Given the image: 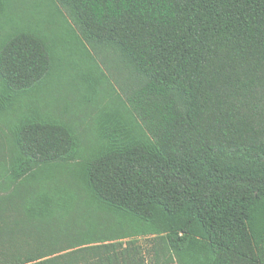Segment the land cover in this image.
<instances>
[{
  "label": "trees",
  "instance_id": "obj_1",
  "mask_svg": "<svg viewBox=\"0 0 264 264\" xmlns=\"http://www.w3.org/2000/svg\"><path fill=\"white\" fill-rule=\"evenodd\" d=\"M45 1L123 71L87 50L84 144L39 16L0 2V264H264V0Z\"/></svg>",
  "mask_w": 264,
  "mask_h": 264
},
{
  "label": "rangeland",
  "instance_id": "obj_2",
  "mask_svg": "<svg viewBox=\"0 0 264 264\" xmlns=\"http://www.w3.org/2000/svg\"><path fill=\"white\" fill-rule=\"evenodd\" d=\"M38 2L37 10L32 11L31 3ZM24 0L26 10L23 14L39 16L40 29L46 34L50 42L51 53L54 60V70L48 77L44 88L41 91L40 98L45 108L49 111L68 114L69 119L77 122L78 127L82 129V142L84 144H94L95 141V122L93 108L85 104L86 91L81 85L82 73L87 70L86 61L91 60L87 50L91 53L93 59L101 66L106 75L110 73L114 78L121 75V66L116 58H112L107 52L102 56L90 49L80 33L75 28H70L59 10L52 7L45 0ZM108 61L106 65L105 60ZM112 60V65L109 61ZM80 87V88H79ZM98 102H102L99 98ZM82 104L81 107L79 105ZM19 110L17 107L0 112V129L9 128L15 120Z\"/></svg>",
  "mask_w": 264,
  "mask_h": 264
},
{
  "label": "crops",
  "instance_id": "obj_3",
  "mask_svg": "<svg viewBox=\"0 0 264 264\" xmlns=\"http://www.w3.org/2000/svg\"><path fill=\"white\" fill-rule=\"evenodd\" d=\"M8 1L12 0H0V2H5L7 3ZM12 7L7 5V4H0V17L8 16L10 12L12 11Z\"/></svg>",
  "mask_w": 264,
  "mask_h": 264
}]
</instances>
